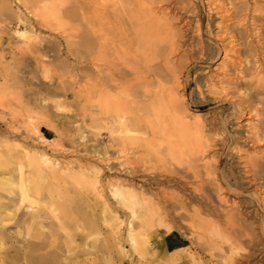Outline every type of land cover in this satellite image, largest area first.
<instances>
[{
	"label": "bare ground",
	"instance_id": "obj_1",
	"mask_svg": "<svg viewBox=\"0 0 264 264\" xmlns=\"http://www.w3.org/2000/svg\"><path fill=\"white\" fill-rule=\"evenodd\" d=\"M50 1L15 0L21 9L0 0V189L18 209L28 204L23 222L43 224L42 195L76 174L16 138L23 132L55 156L62 143L43 136L37 117L74 118L50 96H29L20 67L74 94L82 110L96 108L85 113L102 122L114 151L104 140L99 151L85 144L97 164L77 175L88 200L115 215L121 252L125 241L136 252L149 245L150 264H264V0ZM53 15L64 21V56L45 33ZM54 65L67 74L63 86L51 79ZM193 84L216 112L188 110ZM174 231L189 242L182 252L164 245ZM31 255L28 264H57Z\"/></svg>",
	"mask_w": 264,
	"mask_h": 264
},
{
	"label": "rangeland",
	"instance_id": "obj_2",
	"mask_svg": "<svg viewBox=\"0 0 264 264\" xmlns=\"http://www.w3.org/2000/svg\"><path fill=\"white\" fill-rule=\"evenodd\" d=\"M56 1L51 0L50 2L54 3ZM10 2L14 8L17 7H21V9L24 8L23 6L17 4L15 0H10ZM1 17L2 16L0 13V18ZM54 17H55L54 15L51 16V19L53 20H51L52 23L50 22V29H49L50 31L46 29L45 33L46 35L48 34L47 38L50 37L51 40L59 41L61 43L60 53L64 56L66 55V44L63 39L64 21L61 17L58 18L59 20L58 19L55 20ZM14 24L15 22H13V25ZM30 35L31 34L29 32L26 33L27 37H29ZM56 67L58 68L55 70ZM52 68L54 72L53 71L51 72L50 75L52 76L51 79L55 81L57 86H63L60 81L63 82L64 80H66L67 74H65L66 72L62 69V65H58V66L54 65L52 66ZM13 70L10 72L16 73V71L13 72ZM19 70L20 73H18L17 71V75L19 76L17 75L16 76L20 80H23L25 82V78H26L27 84H30V82H32L30 85H26V83H23V85L25 84L24 85L25 88H23V90H25L29 96H32L33 98L34 94H38L46 98L47 100L48 97L50 96L49 100L50 101L52 100L51 102L53 101L57 102L60 105H62L63 108L65 107L62 113H65V115L66 114L72 115V117L74 118L67 119V117L66 118L61 117L55 112H50L49 114L43 113L44 115L42 113H39V115L41 116L43 115V117L42 118L39 116L37 117L39 118L38 119L39 121L36 120L37 121L36 123L38 124V125L36 124V126L39 127L43 136L47 140L53 142L54 144L62 143L61 145H59L60 147L57 146L58 152L56 155L54 154L55 156L51 154L52 152L50 149L41 147V144H38V141H34L33 139L27 138L28 136L23 132H21L18 135H15L17 139L20 138V141H22L23 144L27 139L25 145H27L29 148L32 147L33 149L36 150L38 149L37 151L39 152L45 151L51 158L59 161V167L62 169L66 166L65 164L68 163L69 164L68 167L69 168L71 167L74 170L73 173L76 175L79 173L78 168L80 166L92 167L93 164L94 165L97 164L93 162L91 163V161L86 160L85 156L88 154L84 152L85 151L84 149L86 148L85 144L87 148L89 149L91 148L90 151L92 150L99 151L101 150V145H102L101 143L104 140L110 146V152L112 150L114 151V149L111 147L112 143L111 141H109L108 134L105 131L101 132L100 130V126L102 125V122L101 121L95 122V119L93 120V118L89 116V115L93 116L97 114L96 108L89 107V109L87 108L86 110H82V106L81 104H79L80 102L77 100L78 97L76 98L72 96L74 94L69 92V95L71 94V96L70 98H68L66 92H64L63 90L56 89L53 87L49 88L50 79L43 80V78L40 77L39 73L37 74V72H32L30 68L20 67ZM34 73L38 75V78L35 76ZM10 80L12 82L13 79L10 78ZM29 88H31L32 90ZM35 90L38 91L35 92ZM44 91H46L45 94L42 93ZM76 92L78 91H75V93ZM49 93L50 95H47ZM64 95L66 96V98ZM186 101H187V108L190 111L201 110L203 113L210 112L212 114L217 111L216 107L214 108L213 105L205 101V99L196 91V87L194 84L190 86V88L186 93ZM49 104L52 103L49 102ZM94 109L95 111H93ZM222 109L228 110L227 107H222L219 108L218 110H222ZM82 111L83 113H81ZM85 111L86 112L89 111L88 112L89 115L85 113ZM90 111L92 112L93 115L90 114ZM83 114H87L89 117L84 118ZM43 121H49V123L51 122L50 126L46 127L42 125ZM2 123L5 125L4 122L0 121V128L2 126L1 129L5 130L6 126H4ZM19 126H21L20 123ZM21 131L23 130L21 129ZM81 134L85 136L84 142L80 139ZM21 139H23L24 141ZM32 140L33 142H31ZM31 144L34 147L29 146ZM76 175L72 174L71 177L69 175L68 176L64 175L63 178L61 179L62 181H60L61 183H59L60 185L59 189L58 190L57 188L55 190L50 189L49 195L51 197L46 192L45 194L42 195L45 198L42 197L43 201L41 200L42 202L40 201V203L41 205H43L42 207L44 208L42 212L43 213L42 216L44 217L43 220L45 222H43V224L41 225L38 224L36 225L31 223V221L28 220L29 218H27L26 221L27 223L23 222L21 215L23 214L25 215L26 213L31 211V209L28 208V204L23 205L20 209H18L17 201L16 202L11 201L9 192H6L3 188H2L3 191H1L0 189V205L5 206L4 209L0 208V213H2L1 217L6 220L3 226L0 225V232H1L0 233L1 235L0 264H28L26 256H29L31 254H32L31 256L34 257H38L41 255L46 260L55 259L57 264H150L149 261H151L152 258L151 257L152 251L150 250L151 248L149 245H145V246L140 245L138 247V252H136L133 251L132 248H130V246L127 244V242L124 241L121 244L122 250L123 249L124 250L123 252H121L118 243L115 241L112 230L110 231V229H112L110 227L111 225H109L112 224V222L109 221H111L112 216L115 215L113 214L111 215L110 213L104 214L102 210L95 203L88 200V197L85 196V193L82 192L85 189L83 188L84 187L83 182L80 179V177ZM41 187H44L43 183H41ZM229 197L234 198L233 196H229ZM110 202H112V200L109 199V203ZM44 213L48 214V216L46 215L47 218L44 216L45 215ZM57 214L59 215V217L57 216ZM53 215H55V218ZM119 216L121 217V219L127 220V216L124 213L119 212ZM56 217H58L61 220L60 221L57 218V221L58 220L60 221L59 223L62 224L63 221V224L65 225L64 226L62 224L63 228H65L64 231L59 229L60 228L59 223L55 221ZM115 220H116L115 217H113V221ZM88 234L93 236H90ZM169 235L172 237L175 244L179 245L178 249L173 250V249H169L166 246L165 241ZM45 241L48 244L46 247L47 249H41L39 246L29 247V245L32 244L31 242H33V244L34 243L37 244ZM163 242L167 250L173 252H182L184 251V248L189 246V242L187 241V239L177 231H174L167 235L165 234ZM49 243L54 244L53 245L54 247L52 249L50 248ZM171 248H173V246H171ZM47 251L50 252L47 254Z\"/></svg>",
	"mask_w": 264,
	"mask_h": 264
},
{
	"label": "crops",
	"instance_id": "obj_3",
	"mask_svg": "<svg viewBox=\"0 0 264 264\" xmlns=\"http://www.w3.org/2000/svg\"><path fill=\"white\" fill-rule=\"evenodd\" d=\"M166 243V246L169 248V249H178L179 248V245L175 244V242L173 241L172 237L169 235L165 241ZM171 246H173V248H171Z\"/></svg>",
	"mask_w": 264,
	"mask_h": 264
}]
</instances>
